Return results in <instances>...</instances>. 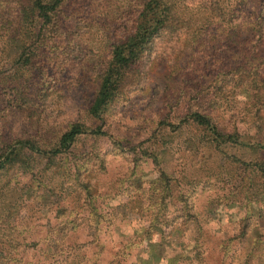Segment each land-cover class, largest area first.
<instances>
[{"label": "rangeland", "instance_id": "1", "mask_svg": "<svg viewBox=\"0 0 264 264\" xmlns=\"http://www.w3.org/2000/svg\"><path fill=\"white\" fill-rule=\"evenodd\" d=\"M112 1L122 10L128 5ZM254 7L247 8L249 14ZM104 12L103 27L111 33L118 10L107 3ZM12 13L13 18L16 11ZM0 14L6 15V10ZM89 15L73 16L71 23L81 24ZM109 33L94 30L93 35L73 36L76 49L64 50L62 37L44 43L42 75L34 79L30 92L31 99L41 98L32 101L42 105L36 115L28 117L26 111L0 104V136L5 140L31 139L51 147L79 123L91 130L101 128L123 146L119 154L107 139L83 134L57 167L47 168V161L37 157L32 169L13 168L0 177V264H264V178L252 166L234 162L264 157L233 145L221 151L201 147L196 154L187 145L195 135L191 127L172 132L163 125L167 115L170 122H178L197 94L190 92L191 80L182 83L188 74H204L200 87H209L218 73L234 66L236 57L224 51L213 54L206 40L187 48L177 43L172 53L150 57L144 73L133 72L102 118L93 119L87 106L105 66ZM221 33L226 32L217 30L219 40ZM0 82L4 103L15 93L16 81L4 71ZM226 83L230 95L217 97L208 114L219 125L235 122L246 138L251 133L252 141H264V130L255 136L258 128L249 123L246 92L232 91L233 82ZM213 99L211 95L204 101ZM177 104L168 114L170 105ZM130 148L146 149L156 161L144 157L134 164ZM83 155L92 158L81 169L94 193L91 198L79 197L71 183L73 158ZM95 155L103 159L104 169H94ZM186 201L195 218L183 231L179 224ZM249 213L250 228L241 236L238 220ZM163 232L166 240L161 239Z\"/></svg>", "mask_w": 264, "mask_h": 264}, {"label": "trees", "instance_id": "2", "mask_svg": "<svg viewBox=\"0 0 264 264\" xmlns=\"http://www.w3.org/2000/svg\"><path fill=\"white\" fill-rule=\"evenodd\" d=\"M125 1L128 5L122 10L112 0H106L105 3L101 0H88L90 6H87V0H0V10H6V15L0 14V73L8 71L16 81V87L12 88L15 93L4 103L0 100V104L14 111H26L28 117L36 115L37 109L42 105L36 106L32 101L39 102L41 98L38 96L31 99L33 95L30 92L34 79L41 74L39 59L42 46L45 42L62 37L65 41L64 50L70 46L76 49L77 45L71 43L80 34L93 35L94 30L96 33H109L103 27V21L104 16L106 17L105 8L110 3L118 10L114 14L118 18L115 29L108 34L111 40L107 42V54L103 61L105 66L98 76L97 88L87 106V114L93 119L102 118L122 93L127 78L133 72L144 73V65L154 54L165 51L172 53L176 50L177 43H182L187 48L196 44L198 46L202 40H206L204 43L209 47L208 51L213 54L224 51L226 56L236 57L237 61L227 71L218 73L209 87H200L204 74L196 78L193 74H188L189 77L182 83L187 85L191 80L194 85L191 84L190 92L197 91V94L188 101L186 112L180 115L178 122H170L167 115L163 125L172 132L180 131L182 126L191 127L195 135L189 138L187 145L196 154L201 147L213 146L221 151L222 147L233 145L255 150L264 157V141H252L251 138L248 139L251 133L246 138L235 122L230 127L219 125L208 114L217 97L226 99L230 95L231 92L225 91L226 82L230 81L233 82L229 83L232 91L244 90L250 100L247 108L249 123L260 129L254 135L264 130V0ZM253 6L255 9L249 14L247 8ZM14 11L16 14L12 18ZM90 13L83 19L82 25L71 23L75 22L72 20L73 16ZM118 22L121 26H117ZM70 25L73 26L71 29ZM218 29L226 32L221 33V40L216 35ZM211 95H214L213 101L205 102L204 99ZM177 106L178 104L170 105L168 114L174 113ZM83 134L107 139L117 153L123 154V146L112 135L99 127L91 130L79 123L72 124L51 147H43L37 140L8 141L0 136V177L13 168L32 169L37 157L47 161V168L58 165L64 155L70 154L73 144ZM128 154L134 157V164L144 157H152L156 161L155 156L146 149L130 148ZM93 157L97 161L94 169H104L103 159L98 155ZM82 161L84 163L81 166ZM87 162H92L88 155H83L80 159L73 158L75 173L71 183L79 197L91 198L94 193L81 171ZM234 162L241 166H252V171L264 178V158L250 163L238 159ZM160 176L169 180L162 172ZM192 213L191 205L184 202L183 224H179V227H184L183 231L187 230L188 222L194 220ZM258 215L263 217L262 212H258ZM251 216L249 213L238 220L241 236L248 232ZM95 225L98 226V221ZM161 239L166 240V233H162Z\"/></svg>", "mask_w": 264, "mask_h": 264}]
</instances>
